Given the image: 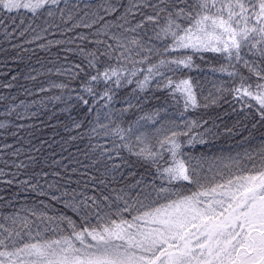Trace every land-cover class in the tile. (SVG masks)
I'll use <instances>...</instances> for the list:
<instances>
[{
	"label": "snow or ice",
	"instance_id": "6c2138e0",
	"mask_svg": "<svg viewBox=\"0 0 264 264\" xmlns=\"http://www.w3.org/2000/svg\"><path fill=\"white\" fill-rule=\"evenodd\" d=\"M0 37L9 45L0 52L31 53L40 65L26 79L46 78L24 89L35 99L0 94V130L58 105L69 140L85 145L75 161L84 171L70 170L84 177L79 189L60 183L61 171L29 174L37 157L0 155L16 169L0 168L14 189L0 204V264H264V139L252 144L249 131L235 154H194L221 135L215 122L165 128L160 110L128 119L154 90L182 105L181 116L227 103L264 126V0H0ZM130 157L150 180L125 173Z\"/></svg>",
	"mask_w": 264,
	"mask_h": 264
},
{
	"label": "trees",
	"instance_id": "16d2710c",
	"mask_svg": "<svg viewBox=\"0 0 264 264\" xmlns=\"http://www.w3.org/2000/svg\"><path fill=\"white\" fill-rule=\"evenodd\" d=\"M53 31H55L53 29ZM77 31H86L84 29H79ZM71 35V34H70ZM49 39H59L57 36H48ZM2 39V37H0ZM22 40H14L13 43H21ZM9 47L7 43H0V48ZM25 47L33 48L35 45H25ZM55 49H53V55L55 54ZM38 54L41 57L47 59V56L39 52ZM31 53H25L22 57L13 59L14 53L11 49L8 53L0 52V94H3L6 97L17 96L18 99H35L36 97H28L23 94L24 89L32 90L33 92L39 86V84L46 79L41 76L37 81H31L26 79L32 67L37 69L40 68L39 64H36L35 57L29 59ZM213 54H206V59L211 58ZM72 59H76L72 57ZM197 63H201L197 61ZM201 67L206 68L207 65L201 63ZM35 75V73H32ZM191 75L195 79L204 80L205 73L200 71H193ZM16 76V79L13 80L12 77ZM226 79V77H224ZM11 83L14 85L13 88L8 89L2 85ZM206 87H210L207 82H205ZM132 86H129V89H126L125 92L129 91ZM43 95V94H41ZM124 95V92L121 93ZM147 99L142 102L139 110H133L129 113L128 119H138L140 116L145 114H151L156 110H160V123L165 125V128L174 127L175 124H183V121L188 118L194 119H208L209 123L215 122L219 126L218 131L221 133L216 138H210L208 144L196 145L195 148L191 149L194 154L205 153L211 155L218 154H228L232 152L235 154L236 151L240 150L239 141L242 137L248 135L249 131L252 133V136L255 139L252 141V144H257L261 139H264V126L257 124V127L253 129L251 127L252 120L248 118L244 119L243 113L233 112L230 105L227 103H222L221 106H213L207 110L201 108L197 111L189 110L185 116H181L180 112L182 111V105H177L172 98L167 94L166 91H154L149 90L145 94ZM59 106L52 108L49 106L48 111L40 112L38 117L33 118L32 120H23L16 123H21L24 125L22 129L12 127L7 131L0 130V155L3 156L4 160H7L9 163L16 161L17 163L23 161L25 164H29L28 156H34L38 158V165H31L27 170L29 174L32 171H39L43 169L49 173L53 171H61L62 175L66 177L65 180L60 181L62 184H68V179L70 178L72 183L68 184L70 189L76 188L79 189L81 186L77 185L75 181L77 179H84V177L79 176L78 174L71 173L73 167L79 169L81 172L84 171L80 165L76 164V159L83 160V156L77 150L85 147L83 143L79 140L72 142L69 140L70 132L66 130L65 125L68 123L67 117L61 114L58 111ZM166 109V111H165ZM3 119V117H0ZM238 122L246 123L248 125L247 130L240 128L241 135H228L224 133L225 127H233L237 125ZM151 127V126H150ZM16 132L17 135L13 136L11 133ZM5 144L11 145V147H3ZM247 146V145H245ZM39 149V151H36ZM19 150V156H12L13 152ZM189 149H185L188 151ZM53 161H61L60 164H55ZM129 163L131 167L124 169L125 173L136 172L138 175H143L145 179L150 180V169L147 164L137 161L134 157L129 158ZM64 166H67L69 169L68 172H64ZM0 168H4L6 172L16 171L15 168H5V165L0 162ZM9 177H0V197L3 200H0V204H3L4 201L8 200L14 192V189H10L2 181L8 179ZM24 176H21L20 179H24ZM51 179V177H50ZM116 186V185H113ZM32 200H35L34 196L28 197L27 202L30 204ZM19 207L25 206V198L21 197L19 200ZM62 209V206H60ZM4 211H8L5 207ZM67 211V210H64ZM68 215L73 216L74 219L79 220L78 217L67 211ZM130 218V217H129Z\"/></svg>",
	"mask_w": 264,
	"mask_h": 264
}]
</instances>
